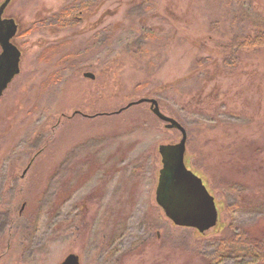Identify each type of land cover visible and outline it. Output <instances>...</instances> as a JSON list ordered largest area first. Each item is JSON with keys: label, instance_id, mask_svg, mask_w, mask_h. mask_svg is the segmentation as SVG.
<instances>
[{"label": "rangeland", "instance_id": "rangeland-1", "mask_svg": "<svg viewBox=\"0 0 264 264\" xmlns=\"http://www.w3.org/2000/svg\"><path fill=\"white\" fill-rule=\"evenodd\" d=\"M2 18L21 56L0 96V264H264L216 251L264 237V47L234 45L264 32V0H10ZM140 98L184 127L214 227L157 204L158 147L181 134L147 102L118 112Z\"/></svg>", "mask_w": 264, "mask_h": 264}, {"label": "water", "instance_id": "water-1", "mask_svg": "<svg viewBox=\"0 0 264 264\" xmlns=\"http://www.w3.org/2000/svg\"><path fill=\"white\" fill-rule=\"evenodd\" d=\"M10 0L0 4V96L12 79L19 73L21 53L11 39L17 32V25L12 18H2L4 8ZM83 76L94 78L91 73ZM147 102L151 112L169 129L175 128L180 140L175 144L159 145L162 167L159 170L156 187V202L165 215L179 226L196 228L204 232L214 227L217 222V210L213 197L209 194L200 177L189 170L184 163L187 133L174 118L164 115L154 98H140L129 102L118 112L133 105ZM59 264H79L78 256L70 253Z\"/></svg>", "mask_w": 264, "mask_h": 264}, {"label": "trees", "instance_id": "trees-1", "mask_svg": "<svg viewBox=\"0 0 264 264\" xmlns=\"http://www.w3.org/2000/svg\"><path fill=\"white\" fill-rule=\"evenodd\" d=\"M234 45L239 48H247L254 50L256 47H264V32L256 30L252 36L237 37L234 39ZM235 244V245H234ZM241 248V251L246 249L250 251L259 261L264 263V237L259 239L257 237L249 236L248 234H240V239L228 238V240L222 243L216 250L220 255H229L235 251V248Z\"/></svg>", "mask_w": 264, "mask_h": 264}, {"label": "flooded vegetation", "instance_id": "flooded-vegetation-1", "mask_svg": "<svg viewBox=\"0 0 264 264\" xmlns=\"http://www.w3.org/2000/svg\"><path fill=\"white\" fill-rule=\"evenodd\" d=\"M25 204V203H24ZM170 221H171V219H169ZM175 226H177V227H187V226H179V225H176V224H174ZM190 228H193V227H190ZM194 229H196V228H194ZM210 229V228H209ZM157 236H159V233H157ZM78 256V261H79V264H83V262H82V260L80 261V258H79V255H77Z\"/></svg>", "mask_w": 264, "mask_h": 264}]
</instances>
